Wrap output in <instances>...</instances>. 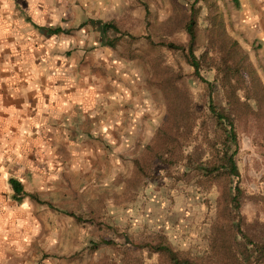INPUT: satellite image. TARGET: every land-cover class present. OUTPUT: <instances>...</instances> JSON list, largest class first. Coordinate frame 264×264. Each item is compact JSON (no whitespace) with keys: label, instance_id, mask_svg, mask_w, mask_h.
Segmentation results:
<instances>
[{"label":"rangeland","instance_id":"obj_1","mask_svg":"<svg viewBox=\"0 0 264 264\" xmlns=\"http://www.w3.org/2000/svg\"><path fill=\"white\" fill-rule=\"evenodd\" d=\"M28 1L34 44L4 49L2 61L45 74L35 87L46 116L20 172L39 201L11 202L29 217L14 224L11 264H168L149 246L207 257L233 219L264 225V32L232 0ZM191 17L205 81L186 57ZM54 26L69 32L38 28ZM223 72L239 74L237 210L228 180L197 168L219 147L207 101L227 106Z\"/></svg>","mask_w":264,"mask_h":264},{"label":"crops","instance_id":"obj_2","mask_svg":"<svg viewBox=\"0 0 264 264\" xmlns=\"http://www.w3.org/2000/svg\"><path fill=\"white\" fill-rule=\"evenodd\" d=\"M22 2L25 5L20 7L18 0H0V264H11L12 252L16 251L12 241L16 232L14 224L29 218L12 214L11 202L22 204L25 198L35 201L29 196L20 202L14 199L9 180H19L24 192L32 194L25 191L20 172L27 169L25 160L29 157V148L32 149L36 122L41 123L46 116V113L42 115L45 111L36 98V91L41 89L35 87L36 79L45 74L22 73L16 69L12 72V56L7 62L2 61L4 49L34 44V24H30L27 16L31 2ZM235 6L241 9L251 30L264 32V0H238ZM54 27L38 28L53 34L48 29Z\"/></svg>","mask_w":264,"mask_h":264},{"label":"trees","instance_id":"obj_3","mask_svg":"<svg viewBox=\"0 0 264 264\" xmlns=\"http://www.w3.org/2000/svg\"><path fill=\"white\" fill-rule=\"evenodd\" d=\"M232 1L234 4L238 3V0ZM108 29L119 32L111 22H104L101 24L102 32ZM185 30L188 34L187 61L194 68L196 75L200 77V63L193 52V45L196 38L193 17L186 23ZM48 32L53 34L60 32L68 33L69 30H62L60 27H54L49 28ZM169 46L176 47L172 44H169ZM237 66L241 65L238 64ZM235 70L238 71L239 68L236 67ZM238 75L239 74H229L227 72L218 74L217 79L224 89L225 94L228 96L227 106L220 107L215 103L214 98L209 96L207 111L213 119L215 130L219 132V147L217 149L216 158L212 162L197 166L206 176H222L224 179L228 180L229 188L227 201L232 210L239 209L243 199V191L237 182L240 175L236 161L238 139L234 114L232 112L233 103L230 101L235 94L233 90V81L239 80ZM201 79L205 81L203 78ZM207 84L210 89L213 88L209 82H207ZM235 179L237 181L232 185ZM9 182L14 192L13 197L17 201H22L25 196L39 201L35 194H27L24 192L23 186L19 180L10 178ZM48 206L51 207L50 204H48ZM67 214L79 219L78 216L72 213ZM228 226V229L232 231L231 238L224 241L220 247L213 249L207 257L199 256L189 251L181 253L164 243L149 247L151 250L161 253L167 259L168 264H264V225L261 228H249L247 225H243L242 219L239 217L230 221ZM139 247L143 246L139 245Z\"/></svg>","mask_w":264,"mask_h":264}]
</instances>
